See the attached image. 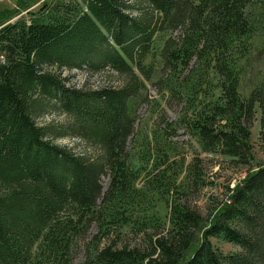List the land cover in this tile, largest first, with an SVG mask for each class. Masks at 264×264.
Listing matches in <instances>:
<instances>
[{
  "label": "trees",
  "instance_id": "obj_1",
  "mask_svg": "<svg viewBox=\"0 0 264 264\" xmlns=\"http://www.w3.org/2000/svg\"><path fill=\"white\" fill-rule=\"evenodd\" d=\"M256 38L264 44V0H48L0 29V264H75L94 222L101 237L81 264H264V164L214 215L174 200L166 228L143 214L151 186L136 185L128 150L154 81L186 101L179 123L204 151L248 166L259 112L264 137V78L240 91ZM65 70H112L121 81L77 88ZM45 109L67 115L58 135L88 150L51 141L53 129L34 119ZM125 226L145 230L142 239ZM212 238L241 251L226 254Z\"/></svg>",
  "mask_w": 264,
  "mask_h": 264
},
{
  "label": "rangeland",
  "instance_id": "obj_2",
  "mask_svg": "<svg viewBox=\"0 0 264 264\" xmlns=\"http://www.w3.org/2000/svg\"><path fill=\"white\" fill-rule=\"evenodd\" d=\"M46 1L48 0H0V29L18 18H28L30 12L38 11ZM263 48L261 39L256 38L255 48L243 68L240 91L245 96L264 78ZM62 77H67L68 84L77 88L95 89L106 83L118 85L121 81L112 70L89 76L81 70H65ZM159 91L154 81H147L143 92L145 99L137 105V122L134 135L129 139L128 150L132 154L130 164L138 172L136 185L146 188L145 190L151 186L145 200L146 205H143V210L146 209L143 214L157 218L167 228L170 205L176 199L199 210L205 217L211 212L214 215L224 203L230 202L231 189L264 164V137L260 134L259 112L251 127L254 157L248 166L238 165L230 157L220 153H208L189 130L179 123L187 107L186 101L172 100L167 93ZM34 119L39 126L48 125L53 129L50 138L56 145L73 147L76 151L88 150V145L82 139L58 135V131L62 132L70 123L67 115L55 109H45L39 115L36 114ZM154 131H160V136L155 137ZM197 159H200L201 176L197 180H190L186 175L187 170ZM161 162L164 164L160 167ZM101 182L106 189L110 176H103ZM123 230L125 234L132 233L134 242L140 241L145 232L143 229L137 233L135 230L130 231V226H125ZM95 237H101V228L96 222L91 225L86 240L75 251V264H81L84 260ZM105 242L104 239L103 243ZM212 242L226 254L241 251L238 245L219 238H212Z\"/></svg>",
  "mask_w": 264,
  "mask_h": 264
}]
</instances>
